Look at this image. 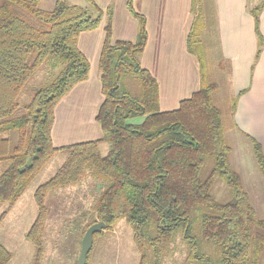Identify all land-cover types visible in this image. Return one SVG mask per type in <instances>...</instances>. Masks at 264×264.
I'll use <instances>...</instances> for the list:
<instances>
[{
	"label": "trees",
	"instance_id": "1",
	"mask_svg": "<svg viewBox=\"0 0 264 264\" xmlns=\"http://www.w3.org/2000/svg\"><path fill=\"white\" fill-rule=\"evenodd\" d=\"M88 1L94 13L66 0H56L50 11L41 9L39 0H0V223L61 152L67 154L65 163L34 195L38 216L27 235L37 248L34 264H41L47 194L86 176L103 183L92 225L104 222L111 229L125 220L140 264H166L179 245L186 249L185 264H264V218L232 168L216 84L203 76L200 90L178 109L161 110L159 84L140 62L148 36L133 0L128 7L139 21L135 42H112L108 10L99 63L104 101L97 114L103 138L54 146L57 106L89 78L90 63L79 38L100 26L103 12ZM263 7L252 10L260 48ZM199 12L189 36L193 53L200 42ZM40 71L46 80L37 85ZM233 102L235 112L238 99ZM138 117L140 124L131 122ZM252 142L264 176L262 146ZM103 143L110 146L107 155L101 154ZM220 184L226 194L219 199L215 188ZM12 258L0 243V264Z\"/></svg>",
	"mask_w": 264,
	"mask_h": 264
},
{
	"label": "crops",
	"instance_id": "2",
	"mask_svg": "<svg viewBox=\"0 0 264 264\" xmlns=\"http://www.w3.org/2000/svg\"><path fill=\"white\" fill-rule=\"evenodd\" d=\"M80 1V7L93 10L88 0ZM212 5L210 11L214 19L205 21L208 9L203 0H133L135 12L146 20L148 36L140 57L141 65L159 84L162 111L178 109L182 101L198 92L204 76L203 54L200 52L201 57L189 50V36L198 9L199 48L216 44L220 52L218 63L222 61L231 69L230 83L234 93L240 95L234 127L251 141L252 146V140L257 141L264 152V7L260 14L261 48L252 14V10L264 2L214 0ZM94 6L103 12L100 26L79 38V49L90 63L89 78L78 84L56 108L52 138L57 148L103 138L97 114L104 101L99 63L106 40L108 10L112 8L113 43L135 42L138 37L139 21L129 10L128 0H94Z\"/></svg>",
	"mask_w": 264,
	"mask_h": 264
},
{
	"label": "rangeland",
	"instance_id": "3",
	"mask_svg": "<svg viewBox=\"0 0 264 264\" xmlns=\"http://www.w3.org/2000/svg\"><path fill=\"white\" fill-rule=\"evenodd\" d=\"M39 1L41 9L50 11L56 0ZM66 1H70L72 5H81L80 0ZM213 2L214 0H203L208 9V14L205 12V21L208 18L214 19L213 12L210 11ZM194 48L197 55L202 57L203 54L202 66L206 82L216 84L217 87L215 103L223 113L225 136L232 149L230 156L232 168L242 177L258 216L264 218V176L255 161L251 141L236 130L232 118L235 114L233 101L240 95L234 93L230 83L231 69L222 61L221 64L218 63L220 52L216 44ZM36 77L37 85L46 80V75L41 71ZM142 121L141 117L131 120L135 124ZM109 150L110 146L107 143L100 148L102 155H107ZM66 158L67 154L57 153L0 223V243L13 254L10 264H34L37 248L27 235L38 216L35 191L58 172ZM102 190L101 181L86 176L79 184L49 191L45 198L46 216L41 232L43 246L41 264H78L82 240L94 220L93 206ZM224 190L225 186L222 184L215 188L217 198L220 199L226 194ZM3 211L5 209L1 213ZM185 251L186 249L179 245L169 256L166 264H185ZM140 260L133 230L125 220H121L111 229L95 235L87 264H140Z\"/></svg>",
	"mask_w": 264,
	"mask_h": 264
},
{
	"label": "water",
	"instance_id": "4",
	"mask_svg": "<svg viewBox=\"0 0 264 264\" xmlns=\"http://www.w3.org/2000/svg\"><path fill=\"white\" fill-rule=\"evenodd\" d=\"M106 229H107V225L104 222L95 223L88 228L82 240L81 252H80L78 264H87L88 256L94 245L95 235L103 232Z\"/></svg>",
	"mask_w": 264,
	"mask_h": 264
}]
</instances>
